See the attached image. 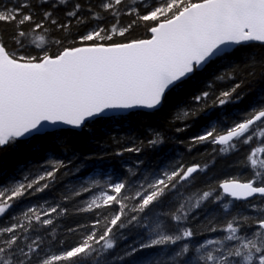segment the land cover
<instances>
[{
	"label": "snow or ice",
	"instance_id": "1",
	"mask_svg": "<svg viewBox=\"0 0 264 264\" xmlns=\"http://www.w3.org/2000/svg\"><path fill=\"white\" fill-rule=\"evenodd\" d=\"M0 25L13 29L7 36L0 34L4 153L21 143L63 141L66 129L83 130L109 113L161 110L211 65L227 62L231 71L216 79L234 81L212 99V106L238 102L243 80L235 78L234 62L243 46L264 45V0H10L9 5L0 0ZM141 27L146 35L131 38ZM207 87L191 97L193 106L183 112L184 120L205 112L212 96V85ZM205 115L204 131L191 138L192 145L210 142L221 154L237 152L239 145H257L249 148L244 161L249 179L226 177L215 188L192 192L196 174L209 165L182 163L139 180L117 179L76 209H108L111 216L96 212L90 225L77 226L87 227V233L67 247L54 226V217L64 216L67 207L38 202L12 213L9 219L14 222L0 226V264H109L107 250L114 248L116 233L128 226L142 233L116 260L264 264V102L226 128ZM147 143L157 147L163 140L154 133ZM140 151L127 146L117 155ZM67 166L63 160H51L0 184V218L22 198L49 189ZM129 175L136 176V170L129 169ZM91 183L100 187L97 180ZM91 190L85 183L71 195ZM254 197L261 205L251 202ZM209 201L217 207L206 209ZM236 201L248 202L251 212L237 209ZM201 212H206L203 228L197 226L199 221L193 224ZM198 235L204 240L198 241ZM148 249L155 251L137 256Z\"/></svg>",
	"mask_w": 264,
	"mask_h": 264
},
{
	"label": "trees",
	"instance_id": "2",
	"mask_svg": "<svg viewBox=\"0 0 264 264\" xmlns=\"http://www.w3.org/2000/svg\"><path fill=\"white\" fill-rule=\"evenodd\" d=\"M2 3L9 5L10 0H2ZM128 20L129 17H122L123 23L126 24ZM12 30L9 25H0V34L7 36ZM145 35L141 27L132 33L131 38H140ZM35 36L36 34H33L30 40H34ZM53 50L55 51L54 48ZM253 58L257 61L255 64L251 63ZM234 63L237 65L235 78L243 80L238 90L241 99L236 103L226 104L222 108L213 107L211 103L220 91L227 90L234 82L229 79H216L222 73L231 71L225 62L223 65H211L203 73L187 81L183 90L174 94L161 110L99 119L90 123L81 132L65 130L66 135L63 141L49 139L34 141L31 144L21 143L7 152L0 153V184L6 183L13 176L18 177L20 171H26L29 168L34 171L36 166L47 165L51 160H63L68 165L66 168H61L56 181L45 192L30 195L18 201L7 216L0 218V226L14 222L9 219L12 213L19 214L38 202L60 204L67 207L68 212L64 216L54 217L55 234L64 240V246L67 247L74 245L82 235L87 233V227L77 228V226L90 225L96 218V212H108L109 217L111 216L112 213L108 209L87 213L76 209L86 206L93 195H98L101 190L106 189L107 184L117 179L139 180L144 175L151 177L153 172L163 171L177 163L185 166L209 165L206 172L196 174V179L190 186L192 192L208 190L209 187L215 188L216 182L226 177L249 179L251 172L244 161L249 148L257 145H239V151L221 154L218 145L210 142L192 145L191 142L192 137L204 131L205 113L214 118V123L218 121V126L226 128L233 120L241 119L245 111L264 102V45L243 46V50L238 53ZM249 72L252 74L250 75ZM209 84L212 85L210 89L212 96L207 102L209 106L205 112L184 120L183 112L193 106L191 97L200 94L201 91L209 90L207 87ZM178 127L185 130L177 132ZM154 133H159L163 140V143L157 147H151L147 143ZM127 146H138L141 151L139 153L123 152L122 155H117ZM137 161L143 163L137 165ZM129 169H135L137 175H129ZM93 180L100 182L99 188L91 183ZM85 183L91 186L90 192L83 193L79 197L71 195L73 189H78ZM66 195L67 199L64 198ZM251 202L261 205L259 198ZM247 203L236 201L235 206L237 209L251 212L250 209H246ZM216 207L217 205L210 201L206 204L208 210ZM205 217L206 212H201L193 224L199 221L197 226L203 228ZM69 228H77V231L68 232ZM141 233L142 229L132 226L120 229L113 241L114 248L107 250L106 259L109 264H113V261L114 264H132L135 257H125L123 261L115 258L122 256L126 248L136 241ZM205 235L208 234L205 233ZM204 238V235H198L196 239L203 241ZM48 239L50 240V237ZM58 249L59 245L52 251ZM153 251L155 250H144L137 253V256H146Z\"/></svg>",
	"mask_w": 264,
	"mask_h": 264
},
{
	"label": "water",
	"instance_id": "3",
	"mask_svg": "<svg viewBox=\"0 0 264 264\" xmlns=\"http://www.w3.org/2000/svg\"><path fill=\"white\" fill-rule=\"evenodd\" d=\"M253 44H258V43H253ZM136 111H142V112H156V111H149V110H144V109H135V110H131V111H124V112H115V113H109V116L107 118H111V117H115V116H124V115H128L130 113L136 112ZM66 130H74V131H82V130H75V129H66ZM256 198V197H254ZM252 198V199H254ZM242 202H246V201H242Z\"/></svg>",
	"mask_w": 264,
	"mask_h": 264
}]
</instances>
